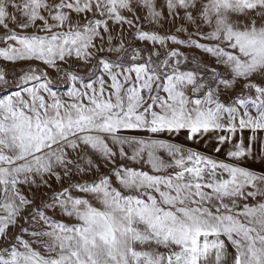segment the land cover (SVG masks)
<instances>
[{"label": "snow or ice", "instance_id": "obj_1", "mask_svg": "<svg viewBox=\"0 0 264 264\" xmlns=\"http://www.w3.org/2000/svg\"><path fill=\"white\" fill-rule=\"evenodd\" d=\"M0 264H264V0H0Z\"/></svg>", "mask_w": 264, "mask_h": 264}]
</instances>
